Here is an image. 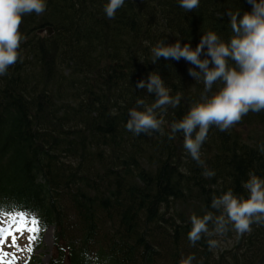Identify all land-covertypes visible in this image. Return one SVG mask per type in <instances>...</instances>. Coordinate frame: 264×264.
<instances>
[{"label": "trees", "instance_id": "16d2710c", "mask_svg": "<svg viewBox=\"0 0 264 264\" xmlns=\"http://www.w3.org/2000/svg\"><path fill=\"white\" fill-rule=\"evenodd\" d=\"M105 3L47 0L43 12L22 16L19 31L25 38L18 60L0 75V200H16L27 190L34 193L33 204L49 207L47 219L59 220L34 178L55 182L59 172L66 183L69 173L89 167L100 184L93 198L75 196V227L89 240V213L100 219L103 231L95 241L113 264H179L173 252L181 259L193 255V264H264V222L252 223L250 234L241 233L239 246L219 260L205 250V234L195 244L188 238L192 215L221 214L211 205L214 196L228 190L246 196L248 174L264 176V110L249 111L224 131L210 126L199 163L184 148L183 133L171 139L169 133L171 123L199 100L203 81L188 74L183 58L152 63L151 54L160 40L194 47L208 30L227 39L232 34L227 13L251 6L247 0H200L188 11L178 0H124L109 18ZM46 27L51 37L37 33ZM151 71L161 74L180 102L157 110L162 130L135 135L125 127L128 110L142 108L139 100L154 102V94L136 88ZM51 129L74 149L60 151ZM205 169L215 175L205 176ZM111 170L117 181L108 177ZM166 218L174 230L164 228ZM147 226L158 235L147 233Z\"/></svg>", "mask_w": 264, "mask_h": 264}, {"label": "clouds", "instance_id": "9594fccd", "mask_svg": "<svg viewBox=\"0 0 264 264\" xmlns=\"http://www.w3.org/2000/svg\"><path fill=\"white\" fill-rule=\"evenodd\" d=\"M199 2L178 0L179 6L188 11L195 9ZM46 3L47 0H0V75L18 60L20 42L25 38L19 31L22 16L33 11L43 12ZM247 3L251 6L249 10L227 13L232 30L227 39L208 30L200 35L194 47L191 42L182 43L181 40L173 43L160 40L151 47L152 63L161 57L166 61L183 58L189 65L188 74L203 81L204 90L199 100L191 104L181 119L171 123L169 133L171 139L177 132H182L184 148L199 163H203L200 149L210 126L224 131L249 111L264 110V0H247ZM123 4L124 0H106V16L114 17ZM214 84L218 85L215 90ZM136 88L154 94V102L145 105L139 100L137 103L143 107L128 110L125 127L135 135L162 130L163 121L158 118L157 110L178 104L180 96L170 94L158 71H151L139 79ZM260 150L264 151V146ZM203 174L214 176L215 171L205 169ZM243 187L246 196L228 190L213 197L211 205L220 210V215L207 213L190 217L188 238L191 243L200 240L202 234L209 237L222 234L229 222L238 233L249 231L254 222H264V176L250 172ZM209 221L214 226L211 231ZM208 244L216 247L218 241L210 238ZM83 255L85 264H108L107 259L102 261L94 254L84 252ZM194 259L193 255H188L179 264H193Z\"/></svg>", "mask_w": 264, "mask_h": 264}, {"label": "bare ground", "instance_id": "6f19581e", "mask_svg": "<svg viewBox=\"0 0 264 264\" xmlns=\"http://www.w3.org/2000/svg\"><path fill=\"white\" fill-rule=\"evenodd\" d=\"M50 132H52V133H54L55 132V134H56V136H54V137H57V139L62 143V145H59L58 147H59V149H60V151H68V150H73L74 149V145H73V143L70 141V140H65V139H63L62 138V135L61 134H59L58 132H56V130H54V129H51L50 130ZM30 138V137H29ZM26 141H29L30 142V139H26ZM86 147V146H85ZM57 150V149H56ZM69 152V151H68ZM65 153H67V152H62V154L63 155H65ZM106 166V165H105ZM108 177L111 179V181H117V179H118V177L116 176V174L114 173V170H111L110 172H108ZM82 175H84V177H90L91 179H95L96 178V176L92 173V171L90 170V168L89 167H86V168H84V169H79V170H77V171H74V172H71V173H69V177H70V179H69V182H66V183H63V182H65L64 180H65V178L63 177V175L62 174H60L59 172H56V173H54V179H55V182L53 181V180H49L48 181V183H49V185H51V186H53V188H57L58 186L57 185H60V184H64V185H66V186H69V187H71V185H72V183H71V180H74V179H76V178H78V177H80V176H82ZM38 178L36 177V178H34V180H37ZM45 180V177L43 176L40 180H38L37 182H35V183H40V182H42V181H44ZM0 193L2 194V190H0ZM63 198H64V200H65V202L67 203V204H69L70 203V200H71V198L68 196V193H63ZM81 204L83 203L82 201L80 202ZM5 207V206H4ZM86 211H88V208L86 209V208H84ZM93 217H94V214L92 215V212L91 213H89V223H90V225L92 226V230H91V232H89V242H90V244H93L94 243V241L96 240V238L98 237V235H99V233H101L102 232V230H103V227L102 226H99L98 224L100 223V219H97V220H94L93 219ZM105 219V218H104ZM162 222H164L165 223V225H164V228H166V229H172V230H174L173 228H172V224H171V219H169V218H166L164 221H162ZM146 228V230H147V233H149L150 235H158V233L154 230V229H152L151 227H145ZM151 241L152 242H154V243H157V242H160V241H164L163 239H160V240H154L153 238L151 239ZM172 256H173V258L175 259V260H177V262L179 263L180 262V260H181V258L177 255V253L176 252H173L172 253Z\"/></svg>", "mask_w": 264, "mask_h": 264}, {"label": "rangeland", "instance_id": "374dc122", "mask_svg": "<svg viewBox=\"0 0 264 264\" xmlns=\"http://www.w3.org/2000/svg\"><path fill=\"white\" fill-rule=\"evenodd\" d=\"M30 235V229L23 231L21 234L16 236V239L10 240V239H0V249H2L0 256L3 257L5 262L3 264H8L7 260L9 259L10 252H17L18 254V262L15 264H24V260L21 257L22 256V245L26 243V238ZM52 236L50 235V231H48L43 240L42 245L39 250H36L34 252V258L36 260H40L43 264L47 263L45 262L47 259L48 254H50V249L52 248ZM51 237V240H50ZM227 245H230L231 243L226 242ZM226 243L222 241V237L218 236V244L217 246L220 248L226 247ZM5 252L6 254L2 255V253Z\"/></svg>", "mask_w": 264, "mask_h": 264}, {"label": "snow or ice", "instance_id": "6c2138e0", "mask_svg": "<svg viewBox=\"0 0 264 264\" xmlns=\"http://www.w3.org/2000/svg\"><path fill=\"white\" fill-rule=\"evenodd\" d=\"M0 211H4V209H3V206L2 205H0ZM19 215H23V213H19ZM28 228V226L27 225H22V227L21 228H19V229H17V232H22V231H24L25 229H27ZM3 231V229L2 228H0V232H2ZM31 231L33 232V233H37V232H39V224H38V221H36L35 220V218H33V226H32V228H31ZM8 235L9 236H11L12 235V233L11 232H9L8 233ZM33 239H37L38 237L37 236H35V235H33V237H32ZM0 251H2V249H0ZM6 254V253H5Z\"/></svg>", "mask_w": 264, "mask_h": 264}]
</instances>
